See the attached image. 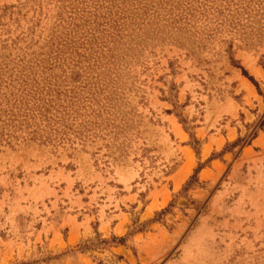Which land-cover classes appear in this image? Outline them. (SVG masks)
<instances>
[{"label":"rangeland","instance_id":"rangeland-1","mask_svg":"<svg viewBox=\"0 0 264 264\" xmlns=\"http://www.w3.org/2000/svg\"><path fill=\"white\" fill-rule=\"evenodd\" d=\"M0 264H264V0H0Z\"/></svg>","mask_w":264,"mask_h":264},{"label":"bare ground","instance_id":"bare-ground-1","mask_svg":"<svg viewBox=\"0 0 264 264\" xmlns=\"http://www.w3.org/2000/svg\"><path fill=\"white\" fill-rule=\"evenodd\" d=\"M180 130V129H179Z\"/></svg>","mask_w":264,"mask_h":264}]
</instances>
